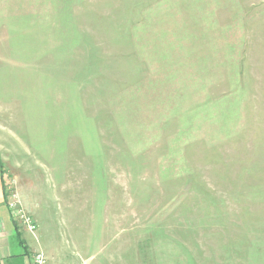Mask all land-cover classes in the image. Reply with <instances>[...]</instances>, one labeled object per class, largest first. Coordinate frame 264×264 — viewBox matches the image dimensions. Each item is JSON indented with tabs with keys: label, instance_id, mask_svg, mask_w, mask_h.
<instances>
[{
	"label": "rangeland",
	"instance_id": "rangeland-1",
	"mask_svg": "<svg viewBox=\"0 0 264 264\" xmlns=\"http://www.w3.org/2000/svg\"><path fill=\"white\" fill-rule=\"evenodd\" d=\"M0 170L48 264H264V0H0Z\"/></svg>",
	"mask_w": 264,
	"mask_h": 264
},
{
	"label": "crops",
	"instance_id": "crops-1",
	"mask_svg": "<svg viewBox=\"0 0 264 264\" xmlns=\"http://www.w3.org/2000/svg\"><path fill=\"white\" fill-rule=\"evenodd\" d=\"M30 243L29 235L12 218L6 206L4 178L0 170V264H29L33 252Z\"/></svg>",
	"mask_w": 264,
	"mask_h": 264
},
{
	"label": "built area",
	"instance_id": "built-area-1",
	"mask_svg": "<svg viewBox=\"0 0 264 264\" xmlns=\"http://www.w3.org/2000/svg\"><path fill=\"white\" fill-rule=\"evenodd\" d=\"M6 206L11 213L12 218L18 222L21 226H25L27 232L32 236L35 235V225L33 221L27 217L24 212L19 208L18 201L15 200V196H9L6 199ZM35 237V236H34ZM29 264H48L47 258L42 252H34L31 256Z\"/></svg>",
	"mask_w": 264,
	"mask_h": 264
},
{
	"label": "trees",
	"instance_id": "trees-1",
	"mask_svg": "<svg viewBox=\"0 0 264 264\" xmlns=\"http://www.w3.org/2000/svg\"><path fill=\"white\" fill-rule=\"evenodd\" d=\"M5 199H6V196H5ZM17 230H18V228H16V236H17V238H19L20 234L17 232Z\"/></svg>",
	"mask_w": 264,
	"mask_h": 264
}]
</instances>
